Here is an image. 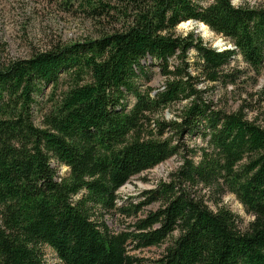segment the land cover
Returning a JSON list of instances; mask_svg holds the SVG:
<instances>
[{
    "label": "trees",
    "instance_id": "obj_1",
    "mask_svg": "<svg viewBox=\"0 0 264 264\" xmlns=\"http://www.w3.org/2000/svg\"><path fill=\"white\" fill-rule=\"evenodd\" d=\"M75 1L96 37L0 62V264H43L42 245L62 264H264V106L213 97L264 72V6ZM189 20L234 48L176 33ZM170 158L145 201L117 206L122 185ZM227 194L252 216L243 230ZM141 204L158 206L133 232L103 220ZM132 244L164 247L146 261Z\"/></svg>",
    "mask_w": 264,
    "mask_h": 264
},
{
    "label": "rangeland",
    "instance_id": "obj_2",
    "mask_svg": "<svg viewBox=\"0 0 264 264\" xmlns=\"http://www.w3.org/2000/svg\"><path fill=\"white\" fill-rule=\"evenodd\" d=\"M232 3L235 6H264V0H232ZM187 22V24H179L176 27V33L185 34L194 31L207 45L219 51L234 48L231 43L209 28L203 34L199 31L195 21ZM97 35L98 28L93 21L86 17L75 0H0V62L27 58L35 52L51 49L55 44L82 41ZM238 64L243 65L240 61ZM152 68L157 71L156 67ZM162 81V78L156 75L150 85L158 88ZM47 91L48 89L45 90V93ZM213 97L214 99L219 97L221 104L226 105L230 110H234L242 98L247 99L249 107L264 106V72L256 80L245 84L243 88L231 89L229 87L225 94L220 87H216ZM164 116L167 119L172 118L168 112ZM247 116L250 118L251 112H248ZM35 122H39L37 116ZM258 123L263 125L260 121ZM196 142L199 143V140ZM176 164V159L170 158L133 176L118 189L117 206L128 207L130 204H139L145 201V192L154 188L157 181L165 178ZM59 171L62 174L66 172L64 167ZM223 204L238 217L240 229H245L249 221L252 220V216L244 210L235 196L225 195ZM208 205L210 206V203ZM157 206L158 204H141L137 213L131 215L126 212L110 211L103 213V220L112 232H133L137 218H142L147 212L155 210ZM132 246L133 244L127 247L129 254L146 261L156 259L164 247L161 245L134 250ZM41 247L43 264H62L50 247L47 245Z\"/></svg>",
    "mask_w": 264,
    "mask_h": 264
},
{
    "label": "bare ground",
    "instance_id": "obj_3",
    "mask_svg": "<svg viewBox=\"0 0 264 264\" xmlns=\"http://www.w3.org/2000/svg\"><path fill=\"white\" fill-rule=\"evenodd\" d=\"M187 23H188V22H182V23H180V24L183 25V24H187ZM196 24H197V27H198L199 31H201L203 34H205V33L207 32L208 27H207L206 25L201 24V23H199V22H196Z\"/></svg>",
    "mask_w": 264,
    "mask_h": 264
},
{
    "label": "water",
    "instance_id": "obj_4",
    "mask_svg": "<svg viewBox=\"0 0 264 264\" xmlns=\"http://www.w3.org/2000/svg\"><path fill=\"white\" fill-rule=\"evenodd\" d=\"M190 22H192L193 20H189ZM202 24V23H201ZM229 49V48H228Z\"/></svg>",
    "mask_w": 264,
    "mask_h": 264
}]
</instances>
